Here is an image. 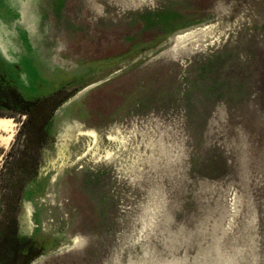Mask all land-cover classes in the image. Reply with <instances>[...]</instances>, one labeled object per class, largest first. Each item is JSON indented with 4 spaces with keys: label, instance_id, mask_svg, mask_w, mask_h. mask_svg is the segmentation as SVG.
<instances>
[{
    "label": "rangeland",
    "instance_id": "rangeland-1",
    "mask_svg": "<svg viewBox=\"0 0 264 264\" xmlns=\"http://www.w3.org/2000/svg\"><path fill=\"white\" fill-rule=\"evenodd\" d=\"M0 70L69 96L21 198L29 264H264V0H0Z\"/></svg>",
    "mask_w": 264,
    "mask_h": 264
},
{
    "label": "trees",
    "instance_id": "trees-1",
    "mask_svg": "<svg viewBox=\"0 0 264 264\" xmlns=\"http://www.w3.org/2000/svg\"><path fill=\"white\" fill-rule=\"evenodd\" d=\"M63 90L28 99L0 70V116H25L19 130L20 147L15 153L13 148L8 151L12 163L8 167L9 161L6 162L3 170L5 187L13 192L4 208L3 226L0 225V264H29L41 250L35 241L20 236L17 217L27 184L38 176L40 151L50 136L48 126L55 111L69 97H59Z\"/></svg>",
    "mask_w": 264,
    "mask_h": 264
},
{
    "label": "bare ground",
    "instance_id": "bare-ground-1",
    "mask_svg": "<svg viewBox=\"0 0 264 264\" xmlns=\"http://www.w3.org/2000/svg\"><path fill=\"white\" fill-rule=\"evenodd\" d=\"M15 121L12 116H0V129H9Z\"/></svg>",
    "mask_w": 264,
    "mask_h": 264
}]
</instances>
